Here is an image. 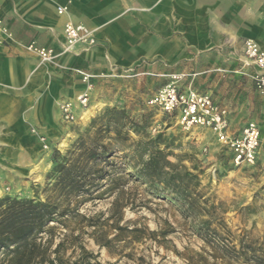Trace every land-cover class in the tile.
Here are the masks:
<instances>
[{"label": "rangeland", "instance_id": "374dc122", "mask_svg": "<svg viewBox=\"0 0 264 264\" xmlns=\"http://www.w3.org/2000/svg\"><path fill=\"white\" fill-rule=\"evenodd\" d=\"M140 70L91 75L87 81L82 75L84 89L57 103V132L39 134L36 153L18 169L6 170L0 200H50L67 207L62 218L67 234L79 236L75 243L81 241L103 263L189 264L192 257L203 264H264V89L253 80L225 75L162 76ZM172 81L211 93L226 105L234 126L257 119L262 138L255 163L234 165L230 150L209 129L183 128L174 116L147 104ZM88 83L83 107L77 96ZM64 101L72 103L73 119L62 117ZM55 161L77 170L78 192L65 195L55 189ZM117 199L121 210L113 216ZM90 221L109 238L118 233L116 224L141 228V238L123 236L109 251L88 235ZM76 244L67 246V255ZM240 250L255 253L259 261L244 259Z\"/></svg>", "mask_w": 264, "mask_h": 264}, {"label": "crops", "instance_id": "0c3cea01", "mask_svg": "<svg viewBox=\"0 0 264 264\" xmlns=\"http://www.w3.org/2000/svg\"><path fill=\"white\" fill-rule=\"evenodd\" d=\"M58 5L66 7L62 14ZM0 19L13 35L0 46V180L36 153L39 134L57 132V103L84 89L81 72L99 78L136 68L252 80L258 68L245 63V40L264 49V0H0ZM67 21L84 25L95 43L61 54L62 67L24 48L35 42L60 52ZM227 111L232 134L249 121L262 132L255 118L234 126Z\"/></svg>", "mask_w": 264, "mask_h": 264}, {"label": "trees", "instance_id": "16d2710c", "mask_svg": "<svg viewBox=\"0 0 264 264\" xmlns=\"http://www.w3.org/2000/svg\"><path fill=\"white\" fill-rule=\"evenodd\" d=\"M55 162V170L59 173L55 189L65 195L78 192L82 185L76 178L77 170L73 165ZM7 200H0V264H113L99 261L97 256L81 241L75 243L79 236L67 234V228L62 220L67 216V207L62 209L58 202L50 200ZM119 200L113 203V216L121 210L122 204ZM58 224H61L65 230L58 231ZM87 226L93 228L88 235L94 242L106 247L109 251L113 241H119L123 236L124 238L129 236L130 241L141 238L139 234L142 229L138 227L129 229L116 224L114 228L118 233L109 238L106 232L101 231L98 223L90 221ZM149 233L154 234L155 232L149 231ZM55 237L58 238L57 242H55ZM71 244L76 245L67 255V246ZM224 251L228 252L226 249ZM238 252L246 260L255 258L256 262L259 261L255 253L247 256L245 250ZM202 260L196 261L191 257L189 264H203Z\"/></svg>", "mask_w": 264, "mask_h": 264}, {"label": "built area", "instance_id": "2783aa9c", "mask_svg": "<svg viewBox=\"0 0 264 264\" xmlns=\"http://www.w3.org/2000/svg\"><path fill=\"white\" fill-rule=\"evenodd\" d=\"M65 6L58 5L57 11L62 14ZM13 40L9 27L0 19V46ZM95 43V38L84 25L67 21L64 26V41L60 52L51 47L30 42L24 48L35 53L41 62L50 63L56 67H62L58 62L61 54L73 51L78 44L89 47ZM244 56L247 64L254 65L258 71L250 74V78L259 89H264V49L250 38L245 40ZM83 79L88 80L90 74L81 72ZM90 84L83 93L77 96L79 104L85 107L88 103ZM147 104L158 108L162 113L174 116L177 123L183 128L199 126L209 129L216 139L226 146L232 155L234 165H252L256 161L258 149L261 144V130L254 121L247 122L239 134L229 131L228 111L225 107L216 103L213 97L206 92H199L194 88L182 89L174 81L161 86L147 99ZM60 112L64 119L74 118L72 103L64 101L60 104ZM39 140L43 148H47L44 136Z\"/></svg>", "mask_w": 264, "mask_h": 264}, {"label": "bare ground", "instance_id": "6f19581e", "mask_svg": "<svg viewBox=\"0 0 264 264\" xmlns=\"http://www.w3.org/2000/svg\"><path fill=\"white\" fill-rule=\"evenodd\" d=\"M109 74H102V76H108ZM113 75V74H112ZM91 76V75H90Z\"/></svg>", "mask_w": 264, "mask_h": 264}]
</instances>
